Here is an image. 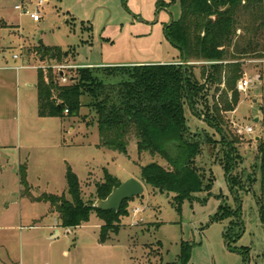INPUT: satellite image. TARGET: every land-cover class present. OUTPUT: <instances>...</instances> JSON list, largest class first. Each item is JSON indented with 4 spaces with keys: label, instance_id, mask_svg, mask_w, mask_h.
Returning a JSON list of instances; mask_svg holds the SVG:
<instances>
[{
    "label": "rangeland",
    "instance_id": "374dc122",
    "mask_svg": "<svg viewBox=\"0 0 264 264\" xmlns=\"http://www.w3.org/2000/svg\"><path fill=\"white\" fill-rule=\"evenodd\" d=\"M39 1L0 0V264H179L182 242L192 246L189 264H264L260 213L264 184L258 153L259 143L264 142V57L255 55L241 61L243 79L251 83L245 92L237 84L239 103L234 111H225L234 92L224 84L219 91L207 86V106L197 105L200 117L186 108L192 134H209L217 141L215 146L205 145L197 161L208 177H214L209 192L184 200L179 211L175 194L144 184L143 197L129 202V215L116 224L107 244L100 243L103 221L94 213L75 229L62 228L58 221L60 236L51 237L54 229L48 227L54 226L55 215L48 212V204L23 197L22 169L33 196L64 194L70 199L66 181L70 166L79 178L84 201L94 203L96 185L103 182L105 170L124 183L131 178L141 181V166L166 163L148 154L138 156L135 139L128 156L100 148L96 115L86 107L88 97L82 98L79 116L40 118L38 69L52 68L57 73L53 66L77 67L66 70L71 78L87 65L96 69L178 62L180 52L167 39L165 29L179 19L181 9L179 0H46L40 9L42 17L35 22L31 13ZM17 5L27 7L16 10ZM40 46L61 47L67 57L63 63H42L37 55ZM191 65L205 83L203 71L208 63ZM214 106L224 120L223 130L236 140L237 172L249 190L240 195V201L229 190L221 136L204 120L207 107ZM248 127L253 128L252 134L237 133ZM249 176L252 181H247ZM220 196L233 210L240 208L243 236L239 240L225 238L234 219L213 220ZM137 207L143 211L139 216L133 212ZM139 218L142 221L135 225ZM242 248H250V254H243Z\"/></svg>",
    "mask_w": 264,
    "mask_h": 264
},
{
    "label": "trees",
    "instance_id": "16d2710c",
    "mask_svg": "<svg viewBox=\"0 0 264 264\" xmlns=\"http://www.w3.org/2000/svg\"><path fill=\"white\" fill-rule=\"evenodd\" d=\"M172 3H175L172 0ZM181 14L166 27L167 39L179 50V64L140 65L129 67L79 68L77 76L63 85L59 75L49 68L38 69L37 96L40 118L79 116L82 98L88 97L86 107L94 111L100 135L99 147L129 155V146L136 140L138 156L145 154L159 157L166 166L152 162L141 166V181L154 191L175 194L174 204L181 210L184 200H191L200 192H209L214 177L198 167V158L205 145H216L209 134H192L186 116L187 106L200 117L197 105L205 102L208 85L223 84L234 92L231 104L225 111H234L239 103L237 84L243 79L242 60L248 56L264 57V0H179ZM170 6V4H168ZM165 5V6H168ZM241 31V34L238 32ZM39 60L63 63L66 59L61 47L40 46ZM207 62L203 76L198 80L191 65ZM207 106V104H206ZM205 122L221 136L225 169L229 190L240 201L242 193H249L246 180L237 172L240 159L236 140L225 133L224 120L216 106L207 107ZM264 184V142L258 146ZM252 181L250 176L247 181ZM68 196L43 194L33 196L25 169L21 171L23 197L33 202L50 206V213L59 217L61 227L75 229L90 220L94 213L103 221L100 243L107 244L109 234L116 232V224L129 215L125 201L121 209L102 211L94 203L83 199L78 176L68 166L66 171ZM122 184L107 170L103 182L96 185L98 200H105L116 187ZM214 221L234 219L233 229L226 232L228 241L242 238L240 208L233 210L223 197ZM264 222V206L260 207ZM250 254V248H242ZM192 246L182 242L179 264H189Z\"/></svg>",
    "mask_w": 264,
    "mask_h": 264
},
{
    "label": "water",
    "instance_id": "95a60500",
    "mask_svg": "<svg viewBox=\"0 0 264 264\" xmlns=\"http://www.w3.org/2000/svg\"><path fill=\"white\" fill-rule=\"evenodd\" d=\"M144 192V183L135 178H131L122 183L119 187L114 188L105 200H97L93 206L102 211L118 212L125 201L143 197Z\"/></svg>",
    "mask_w": 264,
    "mask_h": 264
},
{
    "label": "built area",
    "instance_id": "2783aa9c",
    "mask_svg": "<svg viewBox=\"0 0 264 264\" xmlns=\"http://www.w3.org/2000/svg\"><path fill=\"white\" fill-rule=\"evenodd\" d=\"M46 3V0H40L38 3H37V10L33 13H31V19L35 22L39 21L41 19V12H40V9H42L44 7ZM27 6H20V5H17L16 6V10H22V9H25ZM27 11V10H26ZM28 12V11H27ZM15 58H17V56H15ZM54 69H56L57 71V74L59 75V78H60V82L63 84V85H67L68 82H70V79L67 74H66V70H69V69H75L77 67H74V66H65V65H57V66H53ZM250 83L251 81L249 79H242L239 83H238V90L240 92H245L248 90V88L250 87ZM237 133L240 134V135H243L245 133L247 134H252L253 133V128L252 127H248L246 128L245 130H237ZM134 212V215L135 216H139L143 213L142 209L137 207L135 208V210L133 211ZM142 219L139 218L138 220L135 221V225H138L139 222H141Z\"/></svg>",
    "mask_w": 264,
    "mask_h": 264
},
{
    "label": "crops",
    "instance_id": "0c3cea01",
    "mask_svg": "<svg viewBox=\"0 0 264 264\" xmlns=\"http://www.w3.org/2000/svg\"><path fill=\"white\" fill-rule=\"evenodd\" d=\"M181 57V56H180ZM181 61V60H180ZM180 61H178V62H175V63H173V64H177V63H180ZM161 64H170V63H161ZM87 67H95L94 65H87ZM48 212L50 213V208L48 209ZM50 214H52V213H50ZM53 216H54V221H55V223H54V226L52 227H48V228H52V229H54V231L50 234L51 235V237L52 238H55V234H56V237H59L60 236V230H59V228H60V224H58V221H59V219H58V216L56 215V214H52Z\"/></svg>",
    "mask_w": 264,
    "mask_h": 264
}]
</instances>
